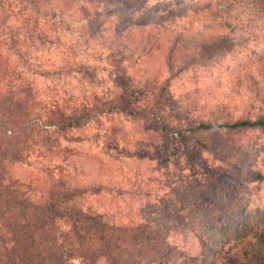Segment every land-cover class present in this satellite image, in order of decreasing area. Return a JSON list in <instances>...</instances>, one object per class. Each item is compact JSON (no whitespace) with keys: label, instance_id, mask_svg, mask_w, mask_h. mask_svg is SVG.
Wrapping results in <instances>:
<instances>
[{"label":"trees","instance_id":"1","mask_svg":"<svg viewBox=\"0 0 264 264\" xmlns=\"http://www.w3.org/2000/svg\"><path fill=\"white\" fill-rule=\"evenodd\" d=\"M66 7L101 45L92 61L42 53L56 43L57 9ZM0 11L1 167L17 147L41 154L46 134L71 153L69 141L81 140L73 132L89 125L111 163L120 129L102 120L115 116L156 123L177 146L166 159L140 154L143 167L132 161L146 183L132 191L73 185L63 167L35 193L0 186V216L18 245L2 264H219L238 243L246 260L224 263L264 264V208H253L264 184V0H0ZM172 113L184 115L183 129L168 123ZM199 150L207 168L230 172V195L212 175L190 181L184 165ZM176 172L188 177L186 194L169 205L160 193L153 203L151 188Z\"/></svg>","mask_w":264,"mask_h":264},{"label":"rangeland","instance_id":"2","mask_svg":"<svg viewBox=\"0 0 264 264\" xmlns=\"http://www.w3.org/2000/svg\"><path fill=\"white\" fill-rule=\"evenodd\" d=\"M58 4L55 5L59 7ZM57 12L60 15L57 19L58 24L52 29L56 38V43L42 53L48 55L51 60L56 62H60L65 58H78L92 61L94 51L99 50L101 45L95 40H89L88 36L82 31L80 26L83 20L78 17L76 8L66 7L62 10L57 9ZM2 15L3 12L0 11V21ZM201 22L202 20L197 22L198 25ZM5 38V27L0 23L1 54H4L6 50ZM3 66L4 63L0 67L2 71H4ZM262 67V71L260 69L258 73L259 76L264 77V63ZM112 79L114 80L113 76ZM110 82L111 79L108 78L103 84H108ZM76 83L75 80L70 79L65 82V85L75 88L74 86ZM248 96H250V92L246 93V97ZM167 119H169L168 123L175 124L180 129H183V122L186 120L184 115L180 113H172L167 116ZM102 121H104L105 124L114 122L120 129L116 139L119 147L115 146V148L112 147L109 150L112 153L111 163L103 162L100 157L102 154L100 150L101 147L96 145V143L90 142V138L93 137L95 133H99V131L96 125H89L85 127V129L73 132L74 135L81 137V140L78 142L69 141L71 153H68L66 146L67 142L65 140H61L60 137L50 134H46L44 138L40 139V142L45 144V147L42 146L39 148V151H42L41 154L37 152V146H35V149L31 148V150L24 146L17 147V149H21V152L14 155L16 160H8L5 166H0V186L9 191L12 190L11 192H16V189H19L29 190L35 193L41 191L44 184L49 186L51 181L60 178V167H63L64 174L62 177H65V179L73 185L102 181L110 183L116 188L119 187L132 191L138 185L142 187V184H146L142 180V175H139V170L132 164V161L136 163V160H138L140 167H143L145 160L140 154L154 155L158 158L166 159L165 151L167 149L174 151L177 149L175 143L171 144L173 138L163 133L156 123L146 125L145 123L141 122V124L121 116L111 117L109 120L104 118ZM100 141H102V139ZM181 147L184 150V146L181 145ZM28 150L30 153L26 155ZM117 150L122 153L120 154L117 152L116 155L115 151ZM210 150L213 152L217 150L215 140L210 144ZM48 153L49 158H43V156ZM128 154L131 156L129 157ZM203 159L204 156L200 150L190 155L189 159H187L189 165H184V171L189 173L191 178L190 181L199 183L204 181L207 175H212L219 180L223 190L228 192L227 194H231V191L234 190V180L230 172L210 170L203 164ZM187 178L186 175L179 177L176 172L171 179H168L167 185H162L161 188L157 190L151 188L153 193L152 197L154 198L152 199L153 203L156 201L155 198L160 195V193H163L168 198V204L172 205L173 203L170 201L171 198L177 199L179 194H186L189 182L186 181ZM203 192L206 193L205 191H201V194H203ZM125 195L128 194L125 193ZM254 197L256 199L253 208H264V184L259 186L258 194ZM206 198L213 201L220 200L219 197L214 195H207ZM198 202L200 203L199 199ZM155 213L159 214L161 212L155 211ZM0 217H2L0 220V264H2V261L10 254V249L12 254L15 252L13 251V247L17 245V239L15 240L10 234V229L6 227L7 223L4 225L5 215H1ZM228 251L229 246L227 245L224 250L225 259L219 264H226L224 263L225 260L229 261V263L246 260V253H244L245 250L242 243H238V245L234 246L233 252ZM228 253H230L229 256ZM235 255H237L238 258L234 257Z\"/></svg>","mask_w":264,"mask_h":264}]
</instances>
